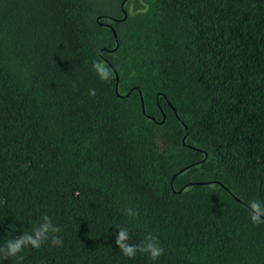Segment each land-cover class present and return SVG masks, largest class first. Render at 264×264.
Instances as JSON below:
<instances>
[{
  "label": "trees",
  "instance_id": "16d2710c",
  "mask_svg": "<svg viewBox=\"0 0 264 264\" xmlns=\"http://www.w3.org/2000/svg\"><path fill=\"white\" fill-rule=\"evenodd\" d=\"M251 200L264 0H0V247L44 216L63 239L0 264H264Z\"/></svg>",
  "mask_w": 264,
  "mask_h": 264
},
{
  "label": "clouds",
  "instance_id": "9594fccd",
  "mask_svg": "<svg viewBox=\"0 0 264 264\" xmlns=\"http://www.w3.org/2000/svg\"><path fill=\"white\" fill-rule=\"evenodd\" d=\"M92 67L99 79L104 81L109 79L110 70L101 62L93 61ZM88 95L94 97L96 90L90 88ZM248 214L252 224L257 226L264 224V219H262L264 217V203L258 200L249 201ZM125 215L134 219L139 216V212L129 207L125 210ZM61 231L62 229L54 224L50 217L44 216L42 222L35 226L31 232H23L14 239L8 240L3 247H0V258L17 257L26 247L37 249L49 240L52 246H61L63 239L58 235ZM129 240V230L126 227L120 228L115 235V245L124 257L133 259L140 253L146 254L151 261L155 262L164 255V249L155 235H146L140 244L129 243Z\"/></svg>",
  "mask_w": 264,
  "mask_h": 264
},
{
  "label": "water",
  "instance_id": "95a60500",
  "mask_svg": "<svg viewBox=\"0 0 264 264\" xmlns=\"http://www.w3.org/2000/svg\"><path fill=\"white\" fill-rule=\"evenodd\" d=\"M113 35L116 37V32H115L114 29H113ZM117 85H118V76H117V74H116V92H117ZM140 98H141L142 110L145 111V108H144V101H143V97H142L141 93H140ZM172 108H173V107H172ZM173 110H174V112H176L174 108H173ZM196 183H201V182H196ZM196 183H195V184H196Z\"/></svg>",
  "mask_w": 264,
  "mask_h": 264
}]
</instances>
